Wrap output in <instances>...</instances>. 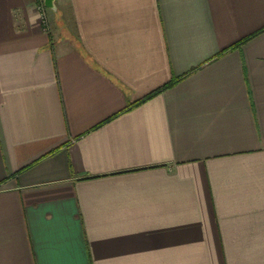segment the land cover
<instances>
[{
	"label": "crops",
	"instance_id": "obj_1",
	"mask_svg": "<svg viewBox=\"0 0 264 264\" xmlns=\"http://www.w3.org/2000/svg\"><path fill=\"white\" fill-rule=\"evenodd\" d=\"M55 5L0 0V264H264V0Z\"/></svg>",
	"mask_w": 264,
	"mask_h": 264
},
{
	"label": "trees",
	"instance_id": "obj_2",
	"mask_svg": "<svg viewBox=\"0 0 264 264\" xmlns=\"http://www.w3.org/2000/svg\"><path fill=\"white\" fill-rule=\"evenodd\" d=\"M263 30H264V29H263ZM261 31H262V30H261ZM247 39H248V38H247ZM247 39H244L243 41H241V42H239V43L233 45V47H234V46H238V45H240L242 42H245ZM231 48H232V47H231ZM179 80H180V79H173V80L170 81L169 83H167V84H165V85H163V86H161V87L155 89L154 91H152V92H150L149 94L145 95V96L142 97L141 99H139V100H137V101H135V102H133V103H129V104L127 105V107L125 108V111H126V110H130V109H132V108H134V107H136V106H139V105L143 104L144 102H146V101L152 99V98L155 97L156 95L162 93L163 91H165V90H167V89L173 87V86H174Z\"/></svg>",
	"mask_w": 264,
	"mask_h": 264
},
{
	"label": "built area",
	"instance_id": "obj_3",
	"mask_svg": "<svg viewBox=\"0 0 264 264\" xmlns=\"http://www.w3.org/2000/svg\"><path fill=\"white\" fill-rule=\"evenodd\" d=\"M35 7L39 14V25L45 32H50L49 19L47 15V8L44 5V0H33Z\"/></svg>",
	"mask_w": 264,
	"mask_h": 264
},
{
	"label": "water",
	"instance_id": "obj_4",
	"mask_svg": "<svg viewBox=\"0 0 264 264\" xmlns=\"http://www.w3.org/2000/svg\"><path fill=\"white\" fill-rule=\"evenodd\" d=\"M44 5L48 9L56 10L55 0H44Z\"/></svg>",
	"mask_w": 264,
	"mask_h": 264
},
{
	"label": "rangeland",
	"instance_id": "obj_5",
	"mask_svg": "<svg viewBox=\"0 0 264 264\" xmlns=\"http://www.w3.org/2000/svg\"><path fill=\"white\" fill-rule=\"evenodd\" d=\"M50 27V26H49Z\"/></svg>",
	"mask_w": 264,
	"mask_h": 264
}]
</instances>
